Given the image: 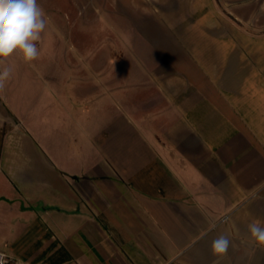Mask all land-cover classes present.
Here are the masks:
<instances>
[{"label": "crops", "instance_id": "crops-1", "mask_svg": "<svg viewBox=\"0 0 264 264\" xmlns=\"http://www.w3.org/2000/svg\"><path fill=\"white\" fill-rule=\"evenodd\" d=\"M76 1L43 9L35 61L3 65L0 251L212 264L224 233V264H264L247 242L264 226V0Z\"/></svg>", "mask_w": 264, "mask_h": 264}, {"label": "clouds", "instance_id": "clouds-1", "mask_svg": "<svg viewBox=\"0 0 264 264\" xmlns=\"http://www.w3.org/2000/svg\"><path fill=\"white\" fill-rule=\"evenodd\" d=\"M47 23L38 0H0V92H3L12 75L11 68L3 66L5 62L15 54L24 63L35 61L40 55L37 45ZM224 223L230 224L233 232L238 233L230 218H224ZM215 228L216 225L211 224L209 231ZM247 232L248 243L264 248V226L259 221L250 223ZM231 247L229 235L220 233L213 238L209 246L212 264H224Z\"/></svg>", "mask_w": 264, "mask_h": 264}, {"label": "rangeland", "instance_id": "rangeland-1", "mask_svg": "<svg viewBox=\"0 0 264 264\" xmlns=\"http://www.w3.org/2000/svg\"><path fill=\"white\" fill-rule=\"evenodd\" d=\"M71 1L77 2L76 0H38V4L40 5V7L42 9H48L49 10L51 8H56L57 7V8L62 9L61 11H63L65 9L69 8ZM100 17H101V15H94V21L95 20H100L101 19ZM103 31H104L103 27L94 26L93 27V31H92L93 32V35H92L93 39L95 40L96 38L100 37L101 36L100 34ZM192 33L193 32H191L190 34H192ZM48 38H50V37L48 36ZM129 64L130 63H126L125 70H127L126 68L130 67ZM125 80H126V82L132 81L131 78H126Z\"/></svg>", "mask_w": 264, "mask_h": 264}, {"label": "built area", "instance_id": "built-area-1", "mask_svg": "<svg viewBox=\"0 0 264 264\" xmlns=\"http://www.w3.org/2000/svg\"><path fill=\"white\" fill-rule=\"evenodd\" d=\"M0 264H21V263L11 255H9L8 253L0 251Z\"/></svg>", "mask_w": 264, "mask_h": 264}]
</instances>
